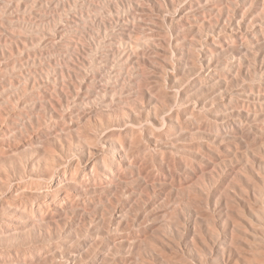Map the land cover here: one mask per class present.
<instances>
[{
	"label": "rangeland",
	"instance_id": "obj_1",
	"mask_svg": "<svg viewBox=\"0 0 264 264\" xmlns=\"http://www.w3.org/2000/svg\"><path fill=\"white\" fill-rule=\"evenodd\" d=\"M0 264H264V0H0Z\"/></svg>",
	"mask_w": 264,
	"mask_h": 264
}]
</instances>
